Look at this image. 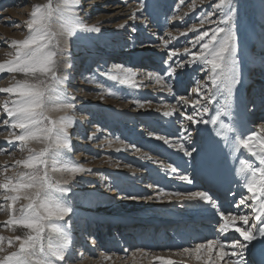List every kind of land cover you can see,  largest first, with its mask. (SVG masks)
I'll list each match as a JSON object with an SVG mask.
<instances>
[{
    "label": "rangeland",
    "instance_id": "rangeland-1",
    "mask_svg": "<svg viewBox=\"0 0 264 264\" xmlns=\"http://www.w3.org/2000/svg\"><path fill=\"white\" fill-rule=\"evenodd\" d=\"M45 2L46 0H0V62H6L11 59L10 54L15 53V49L10 46V41L22 40L27 35L25 22L33 6ZM211 2L212 0H205V3L201 5L197 0V7L190 9L189 5L193 3V0H184L183 4L180 0H147L148 4L156 5V7L137 13L135 19H130L133 10L140 5V0H80L77 11L83 22L100 28L99 32L85 33L90 39V42L86 44L92 45L91 43L94 42L96 48H79L85 43L72 46L73 50H69L73 56L72 66L62 74L61 67L58 65V74L70 77L64 85L67 96L75 105L73 109L66 111L74 120L69 129L70 139L74 138L83 143L78 150L71 147L70 152L78 156L76 160L79 163L87 165L85 169L90 170L82 172L80 176H75L73 179L68 178L70 182L68 197L72 204L82 208L81 211H90L91 215L103 213L106 217L114 216L123 219L135 218V216L147 219L169 217L171 211H176L174 208L178 206L180 214L188 212V208L184 206L188 202L184 200H180L179 204L172 203L167 209H163L164 204L170 201H160V190L167 186L165 182L169 181L167 179L170 176L168 169L164 166L171 163L167 162V156L163 157V154H159L157 145H160L163 150L169 148V151H175L179 157L184 155L185 150L174 147V144L185 143L191 146L197 142L199 145L193 149L196 151L202 149V139L205 136L200 126L204 123H191L184 120L180 113L192 114L193 108L191 104H181L178 98L186 96L206 103L203 97L206 95L207 87H211L210 81L206 79L207 70L202 71L198 63L189 64L191 56L184 53L183 49L199 51L198 46L193 43L198 31L191 32L188 29L193 25L199 26L200 18L211 10ZM234 4L238 9L235 20L237 33L245 31L249 34V29L254 31L251 35L252 39L249 40L253 56L249 58L247 68L250 76L243 80V84L250 116L258 127L264 124V114L258 113L264 110V72L261 71L264 66V0H234ZM209 27L210 25H204L200 30H207ZM185 32L186 35H180ZM168 33L176 39L169 37ZM164 40H168L167 48L161 46ZM169 50H176L179 53L173 58L174 68H177L180 63L187 65L177 68L173 76L167 79V83L173 88L171 94L161 85L156 84L155 80L147 78L149 72L164 74L167 67L164 61L168 58ZM117 64L136 74L134 79L137 87L121 85L108 79V75L115 74L114 65ZM134 68L140 70L134 71ZM18 75L24 77L21 73H0V88L12 86ZM198 82H203L207 87L197 94L194 93V89ZM14 98L11 94L0 92V105L5 100ZM171 105H175L179 115L171 117L170 121L163 113L172 111L169 107ZM209 108V113L203 114L204 120L209 119L212 111V108ZM81 113H85L86 117L80 118ZM261 113L264 112L261 111ZM47 114L55 118L48 111ZM146 115L150 116V122L146 120ZM5 119L9 118L0 107V140H2L0 142V181H3L5 175L13 176L21 171L22 166H17L14 162L28 155L27 150H19V142L9 144L6 141L5 138L9 136V132H18V129L4 125ZM78 128L84 129L83 137L78 134ZM188 133H191V140H183L182 137ZM157 137H164L171 143L165 144ZM28 147L39 151L30 143ZM145 153L152 159L143 158ZM196 165L199 164L194 166ZM138 166L143 168L145 176L152 169H156L160 171V180L167 181L156 182L157 185L148 196H137L132 192L124 194L132 189L134 181L126 182L128 179H122L111 170L130 171ZM181 176L183 175L176 176L175 182H181ZM129 186L131 187L127 188ZM112 190L115 192L113 196H110L109 191ZM145 192L144 190L143 193ZM5 194L7 193L4 190H0V206H2L0 207V236L5 238V252H0V256L15 250V246H8L7 240L23 235L24 231L5 223L12 214L7 206L11 202L3 200ZM22 203L25 201L16 202L14 208H19ZM96 216L99 217V215ZM86 222L76 214H69L65 222L68 230L74 234L71 239L78 241L71 243L70 248L78 246V243L81 244L80 248L82 247L80 257L74 264L132 263L129 258L130 253L127 251L116 253L113 248L109 251V247L104 250L105 245L102 248L101 243L98 246L101 245L102 250L90 254L91 246L86 250L83 245L85 240L82 241L81 238L83 236L86 239L88 234ZM91 235L93 233L89 235L88 242ZM69 253H66V264L76 258ZM151 253L164 254L168 253V250L159 249L148 252V254ZM117 255H119L118 259H116ZM106 256L110 259L104 260ZM163 262L164 260H161L157 264H163ZM132 264H148V261L145 259L141 263Z\"/></svg>",
    "mask_w": 264,
    "mask_h": 264
},
{
    "label": "snow or ice",
    "instance_id": "snow-or-ice-1",
    "mask_svg": "<svg viewBox=\"0 0 264 264\" xmlns=\"http://www.w3.org/2000/svg\"><path fill=\"white\" fill-rule=\"evenodd\" d=\"M183 4L184 0H180ZM203 5L205 0H199ZM80 0H46L44 4L34 5L29 18L26 20L27 35L22 40L10 41V46L15 49L14 55L6 62H0V73L15 72L24 75L25 79L16 80L12 86L0 88V92L11 94L14 99L5 100L0 107L3 108L9 119L3 121L4 125L18 132L10 131L6 138L9 144L19 142V150H27L24 159L16 160L17 166L22 170L13 176H4L0 181V190L7 194L3 200L8 203L12 214L5 222L13 228L24 230L23 235H17L7 240L9 247L15 246L14 251L0 256V264H66L71 246V236L64 224L65 218L73 211L66 199L70 191L68 180H58L55 173H69L73 177L78 172L90 171L84 169L68 159L71 151L69 129L74 120L65 110L75 107L74 103L67 102L64 85L70 79L68 75L58 74V57L68 55L67 48L59 46L58 38L77 36L81 33L99 32L95 25H86L79 16L77 9ZM147 0H140V5L133 10L130 19H135L137 13L155 8ZM197 7V0L189 8ZM211 10L200 18L199 26L193 25L188 29L197 32L194 44L199 51L183 52L191 56L189 64L198 63L201 70H207L206 79L211 87L203 82H198L194 93H200L207 87L201 103L199 99L179 97L181 104H191L192 114L181 112L180 115L191 123L212 124L217 137L224 141L230 154L247 152L248 158L239 159L236 175L250 196H241L236 207V214H225L220 210L217 201L207 192L196 191L188 193L177 192L174 195L178 200L191 202L199 206L200 202L210 206L219 216L217 236L219 239H210L205 243L196 244L195 248H185L183 252L192 253L197 261L203 264H247L245 253L253 241L264 244V124L258 126L259 131H253L244 136L233 122V91L241 79V62L238 52V40L235 20L238 9L234 0H212ZM177 19V17H173ZM58 23L59 31L53 32L51 25ZM204 25H210L207 30H200ZM121 27H123L121 25ZM187 33H180L186 35ZM176 39L171 33L167 34ZM163 48H167L168 40H164ZM179 55L176 50L167 52V65L163 75L149 72L148 79L155 80L170 94L173 88L167 83L177 68L187 65L180 63L173 67L174 57ZM172 61V63H170ZM71 64L65 62V68L70 69ZM115 74L108 75V79L121 85L137 87L134 79L135 73L122 65H114ZM74 99V98H73ZM216 101L214 114L209 120L203 119V114L209 113V104ZM144 107V105H139ZM172 111H165L164 116H171L176 111L175 105L169 106ZM64 111L65 114L53 118L47 114L48 110ZM224 117H228L226 121ZM165 144L171 142L164 137H157ZM183 140L190 141L191 133L184 135ZM30 142L40 143L43 146L39 151L28 147ZM111 143V142H110ZM184 150V144H174ZM119 151V149H117ZM139 152V149H137ZM196 149L184 151L186 156H191ZM143 158L152 159L146 153ZM251 158L258 162L252 163ZM173 173L177 171L172 165H165ZM181 180L192 181L183 175ZM152 199V197H148ZM23 200L19 208H14L16 202ZM2 207V206H0ZM248 209L247 214L240 213V209ZM251 217V220H250ZM240 222V226H238ZM238 233L239 237L230 241L227 235ZM5 238L0 236V252H5ZM126 251V250H125ZM137 251L143 252V249ZM206 252L207 257L202 256ZM214 253V255H213ZM146 254V253H145ZM108 259V257H105ZM153 259L164 260L161 257ZM164 264H175L174 261L164 260ZM264 264V260L261 261Z\"/></svg>",
    "mask_w": 264,
    "mask_h": 264
},
{
    "label": "bare ground",
    "instance_id": "bare-ground-1",
    "mask_svg": "<svg viewBox=\"0 0 264 264\" xmlns=\"http://www.w3.org/2000/svg\"><path fill=\"white\" fill-rule=\"evenodd\" d=\"M51 30L53 32H58L59 31L58 23L53 22L51 25ZM248 33L249 34H246L245 31L237 33L238 34V36H237L238 52H239V57L241 58V60H240V62H241V79L233 91V109H232L233 122L237 125V127L239 128V131L244 136L249 135L253 131H256V132L259 131L258 127L255 126V121H253V118H251V116H250V111L248 110V106H247V102H246L247 99H246L245 87L243 84V80L248 79L250 76V73L249 74L247 73V68L249 65V58L253 57L251 55L250 42H249L250 38L252 39V37H251L252 33H254L253 29H249ZM58 39H59V46L61 48L66 47L68 50V55L66 57H58V59L61 60L59 67H61V72H63L62 74H64L68 70L65 68V62L68 64H72V62H73V56L71 53H69V50L71 49V51H72L73 50L72 46H74V45L78 46V44H84V43L90 42V39L88 38L87 34L85 35V33H81V34H79L77 36H73V37H67V38L61 37ZM135 70L137 71L140 69L134 68V71ZM261 71L264 72V66H262ZM22 79H25V77L20 76V75H18L16 77V80H22ZM67 102L73 103V101L71 99H68ZM209 107L212 108V111L209 114V119H210L211 115L214 114V110L216 107V101H212L211 104H209ZM65 111H67V110H65ZM178 111H179L178 109L176 111H174L173 115L168 116L167 119L169 118L168 120L171 121V117L178 116L179 115ZM261 111L264 112V110L262 109L258 113L264 114V113H261ZM48 112H49V114L51 113L55 118L65 114L64 111H52L50 109L48 110ZM80 115H81L80 118L86 117L85 113H81ZM149 117L150 116H148V115L145 116L146 120L150 122L151 120ZM224 119L227 121L228 117H224ZM214 127H216V126H214L210 123L209 124H202L200 126V129H202L204 131L203 135L205 136L204 139H202V141H203L202 145H201L202 149L194 151L191 156H186L184 154L182 157H179L178 156L179 154H176L175 151H169L168 150L169 148L163 150L160 147V145H157L159 147L158 151H160L159 154H161V155L163 154L162 155L163 157L167 156L168 157L167 162L171 163L172 167L177 169V171L175 173H173L171 171V169H168L170 176L167 180H169V181L163 180V182L167 181V182H165V185H167V186L165 187V189L160 190V195H161L160 201L161 202H165V201L167 202L168 200H170L166 204L163 203L164 204L163 209H167V207L172 203L179 204L180 200H178L177 197L174 195L177 192L188 193V192L203 191L204 189H207L209 192L212 191L214 196H216L215 198L217 200V204H218L221 211H223L224 213H225V211H228V212H233L234 214H236L235 210H236L238 201L241 198V196H250V193H248L247 190L243 187L242 182L240 181L239 177L236 175V168L239 165V159H237L236 157H239L240 159H244V158H248L249 154L247 152H242V154L236 153L235 155L230 154L229 149L225 147L224 141L215 135ZM6 141H7V139H6ZM0 142H2V140H0ZM30 144H32L33 147H35L36 149H39V150L43 146L42 144L36 143V142H30ZM198 145H199V143L197 144V142H195V144H193L191 146L185 144L184 150L185 151H189L190 149L192 150L193 148H196ZM72 153L73 152H69L67 158L70 159L71 161L75 162L79 166L83 167L84 169L87 168V165L79 163L76 160L78 158V156L75 154L72 155ZM251 161L254 164L258 163L255 160V158H251ZM195 164H199V165L194 166ZM142 169L143 168H140L138 166V167H135L134 169H132L130 171H128V170L121 171V170H115V169H112L111 171L113 173H115L116 175L121 176L122 179H125V180L128 179V180H126V182H133V181L136 182L137 179L140 178L142 172H144ZM144 170H146V168H144ZM149 172H150V181L147 182V186L145 187V189H143V192H144V190L146 191V188L148 187V185L151 184V189L146 194L147 196L150 193H152V188L154 189V184H155L154 182L157 181L158 183H163L161 180H157L158 178H157V174H156L155 170H151ZM81 173L82 172H78L75 174V176L78 177V176H80ZM157 173H159V172H157ZM54 175H55L56 179L61 180V181L68 180V178L73 179L75 177V176L73 177L69 173H59V172L55 173ZM178 175L188 176L189 179L192 181V183L189 184L187 181H184L181 179H180L181 182H175L176 176H178ZM133 191H134L133 188L127 190L128 193H130V192L133 193ZM113 192H115V190L109 191L110 196L114 195ZM225 192H228L227 196L229 197V202H226V203L224 202L225 199H222V197L224 196L223 194H225ZM66 199L73 209V211L70 213V215L76 214L80 218L87 220V222H89L90 220L95 221L96 219L99 220L98 223L102 222L103 218L100 219L96 215H91L90 211H81L82 208L72 204L71 199H69L67 193H66ZM174 199H175V201H173ZM220 200H221V202H220ZM233 204H235V205L233 206ZM184 206H186L188 208V212H186L187 214L184 213L182 216H177L176 218H172V219H170V217L169 218L157 217L155 219V221L152 220L154 223L152 221H149V223L151 222V224H152L151 227L153 230L155 229V227L157 228L156 230H154L155 231L154 238L157 237L158 227L162 231L161 234L163 235V234L170 233V230H172V227L176 226V225H180L182 233H184V235L187 236L185 229H184V225H185L184 223L188 222L192 226L193 223L196 224L197 219H199L198 221H202V225L205 228H207L205 231L206 234L204 236H202V238H199V239L197 238L196 242H193V244L194 243L195 244L190 248H195L196 244L205 243L207 240H210V239H219V236H217L219 216L217 214H215L214 210H212L210 208V206L204 205L203 202H200L199 206H195L191 202H188ZM174 209L176 210V211H173L174 215H175V214H177L176 212H178L179 206H178V208H174ZM248 212H249L248 209H243V208L240 209V213H242V214H247ZM225 214H227V213H225ZM180 217H182V218H180ZM106 218L108 221H112V222H120V220H121L120 217H119L120 219H117L118 217H114V216L113 217H106ZM67 219H68V217L65 218L64 224H65ZM184 219H186L187 221H184ZM166 220H170V222H166ZM250 220H251V217H250ZM146 221H145V224L147 223L146 225H148V221L147 222ZM91 222H93V221H91ZM125 223H128V221H126ZM65 226L67 227L66 224H65ZM238 226H240V222H238ZM145 227L146 226L144 225V228ZM130 231L131 230H128V234ZM210 232L212 233L211 235L209 234ZM69 233H70L71 237H72V235H74L70 231H69ZM143 233H145V235H146L145 229H144ZM171 233H173V231H171ZM137 234H139V233H137ZM162 235H159V237H157V239H156L159 242H156L155 244L153 242L148 243V245L143 249L144 250L143 252L137 251L138 249L136 251H134V249H136L138 247L137 245L132 246L131 243H129V242L125 243L124 248H128L129 250L132 249L130 252V256H129V258H131V262L132 263H141L142 260L146 259L148 261V264H157L161 260L160 259H153V258L154 257H161V258H164V260L170 259V260L174 261L175 264H203V260L197 261L195 259L194 254L183 252V249H185L187 247H184L186 245L185 243L181 244L180 241H181L182 237L179 236L180 238L179 239L177 238L178 239L177 243H172V242H168V241L167 242L166 241H164V242L160 241L162 239L161 238ZM189 238H192V237L190 236ZM235 238H239L241 240L243 239L242 237H239L238 233H230L227 235V239L229 241L231 239H235ZM71 241L73 243L74 241H77V240L71 239ZM96 244H95V246H92L89 248V250L91 251L90 254H93L95 251H101L102 250L100 247L101 245L98 246L99 248H96ZM80 245L78 243V246H76V247L73 246L76 251L77 250L79 251V253H76V258L75 259L73 258V261H71L69 264H74L76 262V259H78L80 257V253L82 251V247L80 248ZM77 247H79V248L77 249ZM95 249H97V250H95ZM139 249H142V248H139ZM159 249H166V250H168V253H164V254H162V253H160V254L151 253V254H148V252H150V251H158ZM256 250L264 251V244L260 243L259 241H253L252 242V244L249 246L248 251L245 253V259L247 261V264L251 263L250 262L251 252L256 251ZM83 252H85V251H83ZM117 252H123V249H122V251H119V250L116 251V253ZM142 255H144V256H142ZM213 255H214V253H213ZM202 256H204L206 258L207 253L206 252L202 253ZM106 257H108V260L110 259L109 256H106ZM118 257H119V255L116 256V259H118ZM104 260H107V259L104 258ZM163 264H164V262H163Z\"/></svg>",
    "mask_w": 264,
    "mask_h": 264
}]
</instances>
